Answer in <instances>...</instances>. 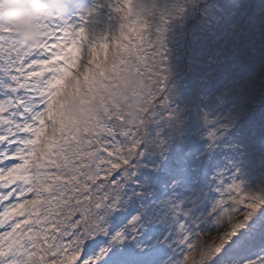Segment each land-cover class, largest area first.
Masks as SVG:
<instances>
[{
	"label": "snow or ice",
	"instance_id": "6c2138e0",
	"mask_svg": "<svg viewBox=\"0 0 264 264\" xmlns=\"http://www.w3.org/2000/svg\"><path fill=\"white\" fill-rule=\"evenodd\" d=\"M54 7L0 27V264H264V0Z\"/></svg>",
	"mask_w": 264,
	"mask_h": 264
},
{
	"label": "clouds",
	"instance_id": "9594fccd",
	"mask_svg": "<svg viewBox=\"0 0 264 264\" xmlns=\"http://www.w3.org/2000/svg\"><path fill=\"white\" fill-rule=\"evenodd\" d=\"M53 14L43 0H0V26L12 28L28 41L41 37L36 27L38 19L51 18Z\"/></svg>",
	"mask_w": 264,
	"mask_h": 264
},
{
	"label": "rangeland",
	"instance_id": "374dc122",
	"mask_svg": "<svg viewBox=\"0 0 264 264\" xmlns=\"http://www.w3.org/2000/svg\"><path fill=\"white\" fill-rule=\"evenodd\" d=\"M43 2H44L45 4H47L48 7H49L53 12L56 11V9H55V7H54V0H43ZM0 27H4V26H0ZM12 30H13V29H12ZM13 31H14V30H13ZM108 55H109V57H110V55H111V48H109ZM97 56H98L99 59H103L104 56H105V53H104L103 51H98ZM82 59H84L83 56H82ZM28 198L31 199L30 196H29Z\"/></svg>",
	"mask_w": 264,
	"mask_h": 264
}]
</instances>
